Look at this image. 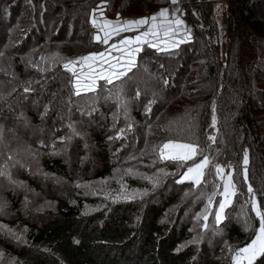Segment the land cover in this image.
<instances>
[{
	"label": "rangeland",
	"instance_id": "1",
	"mask_svg": "<svg viewBox=\"0 0 264 264\" xmlns=\"http://www.w3.org/2000/svg\"><path fill=\"white\" fill-rule=\"evenodd\" d=\"M14 1L0 0V171L5 173L0 175V264H20L5 245L16 247L23 243L26 234L24 222L40 225L50 221L57 214L61 201L76 206L81 212L120 201H137L142 209L159 206L162 222L178 221L181 226L189 228L192 236L185 244L194 241L201 244L207 238L211 253L223 255L235 263V252L251 240L238 247L237 242L227 240V230L231 227L249 228L250 219L246 216L252 210L253 199L259 206L253 192L248 191L250 185L245 181V166L238 165L234 171L231 165L216 162L214 155L219 149L217 145H220L216 139L221 145H226L225 142L235 138L229 137L228 133L225 137L220 136V102H241L247 97L252 101L251 112L260 132L258 145H263L260 150L264 158V12L255 8L258 1L264 0H250L253 3L249 24L237 27L234 35H229L225 28L227 0L208 1L212 12L207 25L202 24L199 16L201 9L199 11L194 6L203 1L194 0L185 4L183 13L179 15L184 20L183 25L176 27L172 21L165 22L156 30L152 29V25L158 21L150 18L166 8L169 0H162L161 5H146L141 0H71L75 8L85 3L84 6L88 5V32L96 44L87 48L65 40H49L51 31L63 15L61 9L55 11L50 4L53 19L49 17L46 20L49 21L47 29L40 9L36 16L45 31L43 40L38 41V32L27 36L30 27L37 22V19L34 21L30 17L29 5L32 1L20 0L22 5L19 4V9L11 10L9 15L8 5ZM51 1L62 3L68 0ZM36 2L39 8L47 3L46 0ZM143 6L147 8L143 9ZM142 18H148L149 22L134 25L130 30H140L148 33L147 36L154 31L160 36L155 41L145 38L139 44L122 45L121 40H133L120 37L132 32L129 28L123 30L124 21ZM96 21H100L103 29L107 27L111 31L114 28L110 33L112 38L107 43L100 40L101 33L96 30ZM194 27L204 34L208 42L206 51L203 44H197L195 50L189 48L193 47L189 40ZM174 28L182 31L180 38L170 37L175 32ZM20 41L24 42L19 44ZM150 41L159 43L157 46L161 52L177 48L176 55L168 57L172 58L169 60L170 67H165V60L162 62L156 53L149 51L155 47ZM137 47L140 51L133 52L136 67L122 78L124 80L114 79L109 84L99 78L101 74L108 76L113 71H124L129 50ZM204 51L209 56L213 55L210 60L220 65L218 90L223 84V68L228 66L232 79L235 77L237 87L225 83L227 88L223 96L217 94L210 97L208 91L212 89L211 85L201 84L195 79L194 68L202 63ZM99 53L105 54L103 59L99 58ZM91 54L97 55L94 62L80 61V57ZM89 64L92 65L91 76L88 75ZM110 64L116 65V68L110 69ZM55 65L58 69L52 71ZM57 78L62 80V88L70 81L69 92L66 91L69 98L71 93L75 96L90 93L102 103L101 106L89 103L74 111L70 121L73 126L70 125L71 131L61 134L62 139L73 138L68 145H46L53 142L52 136L44 139L42 123L37 122L34 116L41 117L46 110L50 114L51 110L47 109V102L42 106L38 104L37 108L35 101L32 104L25 101L27 95L37 99L31 94L35 91V94L47 95L58 103L57 112L61 115L65 110L63 106H66L65 96L56 88L41 89L53 84ZM78 78L79 95L76 94ZM93 79L94 90H86L84 85L91 84ZM125 85H128L127 88H120ZM82 95L77 100L84 99L86 95ZM101 122L104 127L102 131L99 130L97 136L100 139L96 142L93 131ZM237 139L241 141V136ZM169 140L194 143L202 150V156L208 157L209 170L207 168L201 178V181L205 178L206 184L192 189L191 185L196 184L191 179H187L191 184L177 183L193 161L178 167L177 162L162 160L158 146ZM38 141L45 145H36ZM245 152L248 156V150H245L242 164ZM56 153L63 160L68 155H74L75 166L67 165L66 168L69 178L44 167V160ZM202 156H196L195 162H199ZM217 165L224 170L222 176L216 174ZM233 172L239 177L240 184L233 182L236 194L231 197L222 220L217 223L215 212L219 209V202L224 199V182L229 174L233 180ZM210 173L216 175L212 182L206 177ZM257 218L256 228L259 227ZM245 263L246 260L241 262Z\"/></svg>",
	"mask_w": 264,
	"mask_h": 264
},
{
	"label": "trees",
	"instance_id": "2",
	"mask_svg": "<svg viewBox=\"0 0 264 264\" xmlns=\"http://www.w3.org/2000/svg\"><path fill=\"white\" fill-rule=\"evenodd\" d=\"M31 1L29 12L31 14L30 17L34 21L37 19L36 16L39 9L44 14L43 19L45 21L53 16L50 6L55 11L60 9L63 11L59 23H56L57 26L55 25V29L50 33V41L52 39L65 40L73 44H81V46L86 48L96 44L91 38V33L88 32L90 26L87 21L88 5L84 6L86 3L75 8L71 0L62 3L46 0V5L39 8L36 0ZM88 1L90 2V0ZM141 1L146 5L150 3L161 5L164 2L162 0ZM20 2V0H15L12 4L9 3V15H11V10L19 9L20 5H22ZM136 2L138 1L136 0ZM227 2L228 13L224 21L225 28L229 35H234L233 31L237 27L249 24V15L251 14L253 2L250 3V0H227ZM263 2L258 1L255 5L256 10L262 13L264 12ZM194 6L198 10L201 9L202 12L199 10V16L202 24L207 25L212 12L211 3L203 1ZM146 8V6H143V9ZM51 18L53 19V17ZM36 21L26 34L28 36L38 32L37 39L41 42L45 31L42 28V23L38 22V19ZM44 24L47 29L49 21ZM51 26L52 23L50 24ZM204 38V34L197 27H194L192 38L189 40L193 47L189 48L195 50L197 44H203L206 51L208 42ZM22 42L24 41H20L19 44H22ZM176 49H167L162 52L149 49V51L156 53L155 55L162 62L165 60V67H170L169 60L172 58L168 57L176 55ZM212 56H209L206 52L202 55V63L194 68L196 70L195 79L201 84L207 83L211 85L212 89L210 91L207 90L210 93V97L217 94L223 96L222 93L226 92V84L237 87L236 83H234L235 77L232 79L231 74L228 72V66L223 68L221 81L223 84L218 90L220 65L215 63L213 59L210 60ZM214 58H216V54H214ZM175 67L176 64L174 63L173 68ZM55 69H58L56 65L52 71H55ZM61 82L62 80L57 78L53 84L50 83L52 87L46 85L48 87L41 88L42 90L56 88L65 96V99H67L65 100L66 106H63L65 110H62L61 115L59 114L60 112H57L58 103L55 102L54 98H48L47 95L35 94V91L31 94H34V98L37 99H31L32 97L27 95L28 97L25 100L29 104L35 101L34 104L37 105V108L39 107L38 104L42 106L44 102H47V109L51 110L50 114L46 110L43 116H34L37 122L42 123L41 130L44 139L47 140L50 135L52 136L53 142L51 144L47 142L46 145H68L67 143H71L73 141L72 137L70 139H62L61 134L64 131H71L73 126L70 121H72L74 111L77 112V110L84 108L89 103L97 106L102 104L98 97H93L90 93L81 94L82 96L86 95L81 101L77 100L81 95L75 96L71 93L69 98L66 93L69 92L70 81H68L69 83L66 86L64 85V88L66 87L67 89L61 87L63 85V83L61 85ZM126 86L128 85L120 88H127ZM223 101L220 102L222 114H220L218 122L220 136L225 137V134L228 133L229 137L232 138L234 136L235 138L234 140L230 139L227 143L225 142L226 145H221L216 139L220 145H217L219 149L214 155V160L225 165H231L234 171L238 165L241 167L245 166L247 174L245 181L253 189L252 192L257 200L259 210L264 213V158H262V151L260 150L263 145H258L260 132L256 126L254 114L251 112L252 101L247 97L241 102L228 103ZM235 107L236 110L234 111ZM105 126L107 127V121ZM103 127L104 125L101 122L93 131V138L96 142L100 139L97 134H100L99 132L102 131ZM240 136L241 141H238L237 137ZM57 137L60 138L57 139ZM44 143L46 142L44 141ZM36 145L45 144L38 141ZM245 150H248L247 165L242 164ZM58 154L56 153L54 154L55 156L46 158L43 163L44 167L67 177V165L75 166L76 162L73 159L75 157L74 155H68L63 160V157ZM206 177L209 182H212L216 175L215 173H210ZM233 182L240 184L239 177L234 172ZM185 183L191 184V181L186 179L179 184ZM202 184H206L205 178L199 185H191V187L195 189L201 187ZM246 218L250 219L249 228L231 227L225 235L228 241L237 242L238 247L247 244L251 240L253 230L256 229L258 224V218L251 209ZM160 219L161 208L159 206L157 208L152 207V209H142L137 201L114 202L87 212H81L76 206L61 201L57 208V214L54 215L53 219L40 225L24 222L26 227L25 241L16 246L17 248L13 245H5V247L14 254L20 264H235L223 255L217 256L211 253L207 238L201 244L195 241L185 244V241L192 236L189 228L181 226L178 221L171 223L168 221L162 222ZM253 264H264V255L257 256Z\"/></svg>",
	"mask_w": 264,
	"mask_h": 264
},
{
	"label": "snow or ice",
	"instance_id": "3",
	"mask_svg": "<svg viewBox=\"0 0 264 264\" xmlns=\"http://www.w3.org/2000/svg\"><path fill=\"white\" fill-rule=\"evenodd\" d=\"M175 2V0H173ZM168 14V9L161 10L158 15L160 17H165ZM156 16L151 17L150 19L152 21L156 20ZM149 22L148 18H142L138 20H130V21H124V29L128 30L133 25L139 26L144 25ZM111 23V22H106ZM93 24L95 25V20L93 21ZM175 24L177 26L182 24V21L177 19L175 20ZM157 26L153 23L152 29H155ZM150 29V31H152ZM155 35L156 33L153 32ZM148 33H144L142 36H136L135 40L131 39H124L121 40L122 45H130L132 43H139L144 36H147ZM105 36H108V33H105ZM99 39V38H98ZM104 43H107V39L103 41ZM138 52L140 49L137 47L134 50H129L128 52V62L127 67L124 71H113L110 75L104 76L101 74L99 78L105 79L107 83L111 84L113 83V80H121L122 78L126 77L127 73L132 70V68L136 67L135 58L133 55V52ZM99 58L103 59L105 54L99 53ZM81 62H88V61H95L97 59L96 54H91L88 56L80 57L79 58ZM73 63V62H69ZM66 68H68V65H65ZM90 72L88 73L89 76L92 75L91 69L92 65H88ZM110 69H115L116 65H109ZM71 71V69H68ZM79 85V78L77 80V92L76 94H80V87ZM95 85V79L92 80L91 84L84 85V88L88 91H93ZM139 96V92L137 93ZM213 122H215V119L213 118ZM210 139H214L211 138ZM159 147V153L160 158L162 160L177 162L178 167L185 166V162L187 161H193L192 165L187 167V171L182 174V177L180 180L177 181V183H182L185 179H191L194 181L196 185H199L201 183V178L205 175V170L209 167V159L207 156H202V150L198 149V146L194 143L188 142V143H182L177 142L174 140H169L167 143H164L162 146ZM155 150V149H154ZM201 155L202 158L199 162H195V157ZM248 163V156L247 152H245L244 156V164L247 165ZM216 174L218 176H222L224 170L219 165L215 167ZM5 173L3 171H0V175H4ZM247 174L245 173V178ZM236 185L233 183L231 174H229L228 179L225 180L224 186H223V193L224 199L219 202V209L215 212V219L216 222L219 223L222 220L223 213L227 205L231 202V197L234 196ZM249 193L253 191L251 187L248 188ZM209 201L211 202V197H209ZM252 210L256 213V216L259 217V227L253 230V237L251 238V242L247 244L245 247L240 248L238 251L235 252V255L233 256V260L235 261V264H241L243 260L247 261V264H253V261L256 259L257 256L264 255V213H262L259 208L257 207L255 200L252 201ZM205 220H207V216L204 217Z\"/></svg>",
	"mask_w": 264,
	"mask_h": 264
},
{
	"label": "crops",
	"instance_id": "4",
	"mask_svg": "<svg viewBox=\"0 0 264 264\" xmlns=\"http://www.w3.org/2000/svg\"><path fill=\"white\" fill-rule=\"evenodd\" d=\"M192 1H194V0H175V2H173V0H169V3H168V5L166 6V8H164V9H168V14L165 16V17H160L159 15H158V13L156 14V16H157V23H156V26H157V28H160L161 27V25L160 24H164L165 22H174V24H175V20H177V19H179V20H181L182 21V24L181 25H183V23H184V20L182 19V17H180L179 15L181 14V13H183V7H184V5L185 4H187V3H189V2H192ZM195 1H214V0H195ZM160 21H163L162 23L160 22ZM100 22V21H99ZM99 22H97L96 21V23L98 24L97 25V28H96V30H98V31H100V33H101V35H100V37H101V39L100 40H105V39H109L110 37L112 38V34H110V33H112V29H114L112 26H114V25H112V24H110L111 25V31L106 27V29L104 28L103 29V25H102V27H101V24L99 23ZM145 25V24H144ZM176 25V24H175ZM134 26V25H133ZM133 26H131L130 28H132ZM135 27V26H134ZM176 27H178V26H176ZM130 28H129V31H132V30H130ZM156 28V29H157ZM156 29H154V30H156ZM161 30V29H160ZM166 30V29H165ZM140 30H134V31H132V32H130L131 34H127L126 33V35L125 36H122V35H120V37H123V38H132L133 39V41L135 40V37L136 36H142L144 33L143 32H139ZM167 31V30H166ZM174 31L175 32H173L172 34H173V36H170V37H177V38H180V36H182L181 35V33H182V31L181 30H179V29H177V28H174ZM154 32V31H153ZM153 32H152V34H149V36H144L143 37V40L145 39V38H148L149 40H154L155 41V39L157 38V37H159L160 35H158V34H153ZM105 33H108V36L106 37L105 36ZM175 34V35H174ZM158 35V36H157ZM162 39H164V38H162ZM159 40V43H160V38L158 39ZM157 40V41H158ZM166 40V39H165ZM150 41V42H151ZM164 42V41H163ZM159 43H150V44H152L153 46H159ZM137 44H139V43H137ZM165 44V43H164ZM152 45H150V46H152Z\"/></svg>",
	"mask_w": 264,
	"mask_h": 264
},
{
	"label": "built area",
	"instance_id": "5",
	"mask_svg": "<svg viewBox=\"0 0 264 264\" xmlns=\"http://www.w3.org/2000/svg\"><path fill=\"white\" fill-rule=\"evenodd\" d=\"M155 50L161 51L158 46L153 47ZM158 48V49H157Z\"/></svg>",
	"mask_w": 264,
	"mask_h": 264
}]
</instances>
